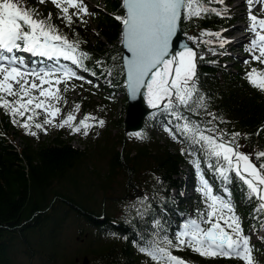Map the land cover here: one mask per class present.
<instances>
[{
    "label": "trees",
    "instance_id": "16d2710c",
    "mask_svg": "<svg viewBox=\"0 0 264 264\" xmlns=\"http://www.w3.org/2000/svg\"><path fill=\"white\" fill-rule=\"evenodd\" d=\"M23 3L37 9L43 17L51 13L52 23L61 33L69 40L78 41L80 50L89 54V59L84 61L87 71L76 67L75 70L92 83L72 80L71 86L80 85L86 90L82 94L70 95L69 90L61 93L60 117L64 119L79 104V111L74 112L77 124L92 114L105 120L106 131H100L104 138L101 154L105 167L100 166V173L96 172L97 167L89 165L90 157L72 146L71 139L65 140L63 129L54 137L40 141L42 130L32 128L36 135H29L0 109V264H76L75 258L84 256L89 264H153L139 248L152 240L170 239L175 244L174 232L183 227L184 219L199 220L206 210L200 192L196 191L188 202L181 198L185 185L182 167H192L193 161L199 160L201 173L219 189L221 180L214 171L204 168L205 163L216 161H210L199 146H195L193 154H188L193 146L176 132L178 122L159 111L146 119L140 132L144 139L131 140L124 133L126 98L119 46L121 23L116 18L124 15L121 0H100L101 8L92 10L94 41L84 20L81 22L73 16L72 25L66 27L53 4L37 6L36 0H23ZM231 24L227 14L223 17L209 14L206 18L180 22L184 35L190 36L205 31L220 33ZM213 60H197V87L206 107L194 112L180 111L193 123L198 120L204 127H215L217 133L229 134L225 136L240 133L239 151L255 159V154L264 150V93L248 84L245 69L236 66L235 72L226 71L220 61ZM251 66L260 68V65ZM115 92L122 94L119 113ZM167 119L172 120L168 127L177 139L167 135L162 144L155 137ZM43 120L40 113L38 122ZM111 130L117 131L114 138ZM107 131H110L108 135ZM5 136L12 142L17 139L19 145L11 144ZM226 186L244 228L257 230L263 216L257 211L259 202L249 199L246 186L238 178ZM68 226L74 228L78 245L70 253L64 236ZM251 247L259 263L264 264V238ZM172 253L193 264H241L222 257H202L187 247L173 248Z\"/></svg>",
    "mask_w": 264,
    "mask_h": 264
},
{
    "label": "snow or ice",
    "instance_id": "6c2138e0",
    "mask_svg": "<svg viewBox=\"0 0 264 264\" xmlns=\"http://www.w3.org/2000/svg\"><path fill=\"white\" fill-rule=\"evenodd\" d=\"M38 2H51L59 10L58 18L63 20L66 27L72 25L73 16L84 22L83 16L89 14L83 0ZM261 2L264 3V0ZM213 3L224 5V0H122L124 15L116 18L122 25L123 45L130 53L123 61L125 87L132 98L143 96L149 108L177 121L176 132L193 146L188 154H193L195 146H199L210 161H216L215 164L209 163L208 167L223 182L231 183L234 178L242 181L249 199L255 198L259 202L257 211H264V150L257 152L253 159L250 154L239 151L237 137L240 133H231L230 139L225 140L224 136L229 134L223 131L217 133L215 127L201 128L180 111L185 109L194 112L206 105L197 87L196 61L203 57H198L197 51L187 45L182 44L179 49L176 47L174 38L178 40V24L182 19L206 18L209 14L226 16V6L224 11H220L210 6ZM253 3L254 0H248L250 24L247 30L254 35V39L246 51L253 61L264 65V18L252 14ZM70 9L75 11L70 14ZM221 35L201 33V36H215L219 47L223 48L230 42L221 39ZM189 39L193 43L197 42L195 37ZM15 52L28 53L53 63L31 67ZM87 59L89 54L80 50L79 42L69 40L52 23L51 13L43 17L37 9L25 6L23 0H0V109L12 117L13 123L25 128L27 134L35 136L36 132L32 128L46 132L44 126L52 125L60 128L67 126L73 134L87 136L91 128L104 127L103 119L97 120L91 115H86L77 124L74 112L79 111V104L58 125L55 123L62 111L57 106L63 99L59 85L64 84V91H67L68 81L84 79L68 64L60 61L87 71L84 65ZM244 63L248 64L249 61ZM245 78L253 89L264 93V70L252 68L245 73ZM41 112L45 119L38 122ZM181 121L183 123H179ZM165 130L174 140L177 139L171 128L166 127ZM136 138L144 139L140 133ZM256 161H260L259 164ZM193 164L200 181L197 191L206 205L205 212L200 214L201 219L184 223L176 235L175 244L170 239L152 240L141 246L139 251L149 257L153 264H186L172 253L173 248L183 250L185 247L206 258H236L243 264H258L252 254L250 237L244 234L231 199L225 198L230 193L227 189L223 193H214L213 185L200 172V161L194 160ZM230 173H234V176Z\"/></svg>",
    "mask_w": 264,
    "mask_h": 264
},
{
    "label": "rangeland",
    "instance_id": "374dc122",
    "mask_svg": "<svg viewBox=\"0 0 264 264\" xmlns=\"http://www.w3.org/2000/svg\"><path fill=\"white\" fill-rule=\"evenodd\" d=\"M87 1L92 6L98 4V2H99V0H87ZM242 1L243 0H224V8L226 6L227 14L230 15L231 18L235 19L233 25L230 26L229 28H227V30L229 29V31L226 34V35L231 34L230 37H232V38H230V40L232 41V43H231L230 46L235 48V50H231V51L226 53L228 58H226L227 62L224 63L225 68L228 69V70H231V71H234L236 66L245 67L246 64L244 63V61H246V60L248 61V59H251V58L244 57V55L242 53H240L241 51H237L236 52L237 48L241 46L240 45V41L233 42L234 38L238 39L242 35V30H243V26H244L245 22H240L239 19L243 18V16H244V13H245L244 9L248 10V7L244 6L245 4L241 3ZM246 2H248V0H246ZM83 4L85 5V2H83ZM234 5H237L236 9H232ZM98 7H100V4L98 5ZM256 10H257L256 8H252V11H256ZM222 11H224V10H222ZM87 22H86L87 23L86 25H88L87 26L88 34H91L90 38H91L92 41H94V36L96 34L95 33L94 22H93V20L87 21ZM185 36H186L188 41H190V42L192 41V40L189 39V37H192V36H190V35H185ZM194 37L196 38V36H194ZM223 38L227 39V36L222 34L221 35V39H223ZM210 41H213V40H210ZM194 46L197 48L198 57L201 56V57L207 58V57L217 53L216 47L215 46H211L209 44H204L203 45L200 42H198L197 46L196 45H194ZM235 64H236V66H234ZM67 86H68V89H71L70 95L75 94V93L76 94L77 93L78 94H82L86 90L83 87L80 88V85L74 86V87H71V85L70 86L67 85ZM64 87L60 88V90H62ZM98 96H94L93 99L96 100V101H99L98 100V98H99ZM114 98L116 99L117 105H118V107L116 109V112L119 113L120 107H121V104H119V99L121 98V95H116V96H114ZM62 105H63V99H62L61 103L58 104L57 106L61 108ZM41 113L43 115V118L45 119L44 113L43 112H41ZM76 116H77V114H76ZM91 116L96 117L97 120L100 119L96 114H92ZM108 119H109V116H108ZM60 121H61V117L59 115L57 117L55 123L58 125L60 123ZM89 122L92 123V121H89ZM44 128L46 129V132L44 130L41 131V134H42V137H44L43 138L44 140L54 137L58 133V131L60 129L61 130L63 129L65 131V133H64L65 140L71 139L70 142H71L72 146L78 147L79 149L83 150L85 157H87V158L90 157L89 159L92 162L89 165H92V164L95 165L97 167L96 168V172L100 171V169H99L100 166L105 167V159L102 158L103 154H101L102 153L101 148L104 146V145H102L103 144V139H104L103 138V132L106 131V130H104V127L103 128H100V127L91 128L90 131H89V135H87V136H84L82 133L73 134L71 129L69 127H67V126L64 127V128H60L58 126L54 127L52 125H45ZM100 131H103L102 134H101ZM109 132L110 131H107V135H108ZM164 133H166V132L164 130H162L161 136L163 138L165 137ZM116 134H117L116 130H111L110 135H111L112 138H114V135H116ZM136 135H137V133H131V134L127 133L126 134V136L131 138V140L136 139ZM158 140L160 142H162V144H163V142H165L164 140H162L160 138H158ZM40 141H41V138H40ZM117 150L120 151L121 148L118 147ZM186 173H187V169H186ZM172 194L175 195V192H172ZM66 228H67V226H66ZM64 236H65V241L67 243V253H70V252H72V250L76 249L77 246H78L77 244H75V242H76L75 241V239H76L75 236L76 235L74 234V228L73 227H69L68 231L66 232V234ZM250 236L252 238L256 239L253 234H250ZM258 236L264 237V222L261 225V228L259 230V235ZM77 240L78 241L81 240L80 239V235H78ZM76 264H80V263H76Z\"/></svg>",
    "mask_w": 264,
    "mask_h": 264
},
{
    "label": "water",
    "instance_id": "95a60500",
    "mask_svg": "<svg viewBox=\"0 0 264 264\" xmlns=\"http://www.w3.org/2000/svg\"><path fill=\"white\" fill-rule=\"evenodd\" d=\"M122 41H123V38H122V26H121L120 46L122 49L121 64L123 68V61L128 56H130V53L127 52V49L124 47ZM174 42L178 49L183 44L195 50L194 46L190 42H188L187 39L183 36L180 23L178 24V40L174 38ZM123 78H124V89H125V96H126V108H125V113H124L123 121H122L123 130H124V133H136V132H139L143 128V124L147 116H149L156 110L148 107L146 100L143 98V96L138 95L135 99L132 98L127 88L125 87L126 76H125L124 68H123ZM79 262H81V264L89 263L88 258L86 256L82 257L81 259L75 258V263H79Z\"/></svg>",
    "mask_w": 264,
    "mask_h": 264
},
{
    "label": "bare ground",
    "instance_id": "6f19581e",
    "mask_svg": "<svg viewBox=\"0 0 264 264\" xmlns=\"http://www.w3.org/2000/svg\"><path fill=\"white\" fill-rule=\"evenodd\" d=\"M236 7H237V5H234L232 9H236ZM196 40H197L196 43H193V41H191V42H192L194 45H197V44H198V41H199L200 39L196 38ZM237 40H238V39L234 38V39H233V42H235V41H237ZM219 179H221V178L219 177Z\"/></svg>",
    "mask_w": 264,
    "mask_h": 264
}]
</instances>
